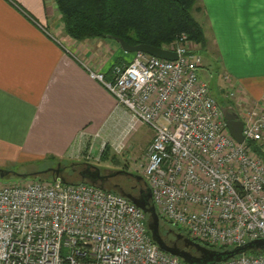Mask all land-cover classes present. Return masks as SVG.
Returning a JSON list of instances; mask_svg holds the SVG:
<instances>
[{"label": "built area", "instance_id": "2783aa9c", "mask_svg": "<svg viewBox=\"0 0 264 264\" xmlns=\"http://www.w3.org/2000/svg\"><path fill=\"white\" fill-rule=\"evenodd\" d=\"M196 46L181 32L161 46L173 60L134 51L111 66L110 79L88 75L124 108L128 128L141 121L153 132L139 167L158 218L200 244L264 239V97L235 102L243 136L236 142L197 77ZM0 264L187 263L157 247L125 197L53 177L0 186ZM214 264H264V248Z\"/></svg>", "mask_w": 264, "mask_h": 264}, {"label": "crops", "instance_id": "0c3cea01", "mask_svg": "<svg viewBox=\"0 0 264 264\" xmlns=\"http://www.w3.org/2000/svg\"><path fill=\"white\" fill-rule=\"evenodd\" d=\"M193 13L232 87L262 99L264 0H195ZM131 56L109 37H68L53 0H0V168L95 164L101 142L118 153L136 122L88 72L110 79Z\"/></svg>", "mask_w": 264, "mask_h": 264}, {"label": "trees", "instance_id": "16d2710c", "mask_svg": "<svg viewBox=\"0 0 264 264\" xmlns=\"http://www.w3.org/2000/svg\"><path fill=\"white\" fill-rule=\"evenodd\" d=\"M53 2L64 33L74 40L109 36L120 38L130 46L147 44L161 47L171 42L176 35L182 32L199 48L204 46L201 27L191 14L195 0H53ZM217 103L223 105L224 101L219 99ZM245 144L260 154L257 144L251 141H246ZM106 153V145H103L99 158L104 157ZM50 158L53 157L46 156V159ZM110 159L116 162L114 154ZM42 162H44V167H40L37 171L55 166L56 163L63 166L60 171L77 164L57 160H54L53 164L48 163L51 161L47 160ZM123 167H126L125 163ZM43 175L45 178H52L49 173ZM59 176L62 177L60 174ZM69 182L84 181L77 178L75 181ZM120 183L126 187L120 188L131 192L145 188L143 179L134 175L129 179V183L124 179ZM129 185H133V189L129 190ZM103 186L104 190L119 194L118 188L111 182H106ZM145 216L144 214V218ZM168 230L180 232L178 228L159 218V233ZM184 236L186 235L184 234ZM202 245L217 250L230 248L228 246H211L205 243ZM246 253L256 254L251 251Z\"/></svg>", "mask_w": 264, "mask_h": 264}, {"label": "water", "instance_id": "95a60500", "mask_svg": "<svg viewBox=\"0 0 264 264\" xmlns=\"http://www.w3.org/2000/svg\"><path fill=\"white\" fill-rule=\"evenodd\" d=\"M109 37V36H107ZM113 39L123 52H134L142 51L149 55L155 56L157 58L173 60L176 55L173 51L161 47H153L147 44H136L133 46L128 45L120 38L109 37ZM222 112L223 119L225 121V126L228 134L238 143L242 142L243 136L241 134L242 123L238 118V115L230 107L219 105ZM63 168L59 163H56L55 166H49L41 171H34L30 173H16L12 170L1 169L0 168V178L5 177L9 174H14L17 177L25 178L27 176L34 177L41 174L49 173L53 177H60L59 172ZM124 172L123 170H118L110 175L118 174ZM78 179L88 183L90 185L97 186L101 189H104L102 183L98 181V178L101 179L103 176L99 175V170L97 167L91 163L84 162L83 167L77 171ZM137 178L143 179L140 175L134 173H129ZM106 177V176H104ZM63 182L72 183L66 181L64 178L60 177ZM145 186L144 189H139L137 192H131L118 188V192L121 196L125 197L133 205L139 208L143 214H145V226L148 231L150 239L157 245V247L167 252L171 255L178 257L180 260L187 264H214L216 262L224 261L230 257L238 255L240 253L246 252H255L258 253L264 248V239L257 238L248 240L242 244L234 245L230 248L225 249H212L206 247L199 242H196L187 236H184L180 232H175L174 237L181 239L183 242V247H177L175 245L167 244L161 237L159 233V218L155 212L154 206L150 201V191L143 180ZM171 231V230H169Z\"/></svg>", "mask_w": 264, "mask_h": 264}, {"label": "rangeland", "instance_id": "374dc122", "mask_svg": "<svg viewBox=\"0 0 264 264\" xmlns=\"http://www.w3.org/2000/svg\"><path fill=\"white\" fill-rule=\"evenodd\" d=\"M195 4V2H194ZM194 5L191 9V14L193 13ZM197 52L200 54L201 62L196 70L197 77L204 81L209 89L211 96L216 100L224 101L223 106L230 107L237 113V108L235 106V102L238 104L241 102L242 105L250 104V100L248 95L237 90L235 87H232L231 76L227 72H223L222 70V62L215 50L214 46L210 43L204 44L202 48L197 49ZM132 52H129L131 54ZM232 92V95H229ZM216 100V101H217ZM220 105V104H219ZM222 105V104H221ZM245 106L241 109H238L239 115H242V112L245 110ZM152 130L145 125L141 121H137L134 127L129 131L124 146L120 148L118 153H114V157L116 162H113L111 158V154L107 152L101 160L94 162L95 167L98 168L99 171L103 173H114L118 170H127L131 173H135L136 175H140V167L139 165L143 162L144 150L147 145V140L150 136H152ZM125 163L126 167H123ZM40 167H44V162H31L30 164L18 165L14 166L7 170H12L16 173H29L32 170L37 171ZM83 165L75 164L71 167V169H80ZM36 169V170H35ZM68 170V169H67ZM117 178L118 174H113ZM71 179H67V178ZM65 179L67 181H75L76 178L73 176H69ZM36 178H40L42 181L48 180L49 178H45L43 174L40 177H25L20 178L14 174H9L5 177L0 178V186L9 185V184H22L27 181L34 180ZM74 183V182H72Z\"/></svg>", "mask_w": 264, "mask_h": 264}, {"label": "flooded vegetation", "instance_id": "af4514ba", "mask_svg": "<svg viewBox=\"0 0 264 264\" xmlns=\"http://www.w3.org/2000/svg\"><path fill=\"white\" fill-rule=\"evenodd\" d=\"M81 169V168H80ZM79 169H71V168H68L67 169H63L62 171L59 172V174L62 176V178L65 179V177L67 178L68 175L69 176H73L75 177L76 179L78 178V174H77V171ZM124 172H121V173H118V176L117 178L113 175H110V173L106 174V173H103L101 171H99V175L100 176H103L101 179L98 178V181L100 183H102L103 185L106 183V182H111L116 188H120V187H123V188H126L124 187L123 185H121L120 181H122V179L124 180H128V183H129V179L132 178V174H129L131 172L127 171V170H124ZM106 176V177H104ZM67 179H71V178H67ZM66 180V179H65ZM67 181V180H66ZM130 189H133V185H129V190ZM174 231H162L160 233L162 239L167 243V244H171V245H175L177 247H183V242L181 239H177L174 237Z\"/></svg>", "mask_w": 264, "mask_h": 264}]
</instances>
